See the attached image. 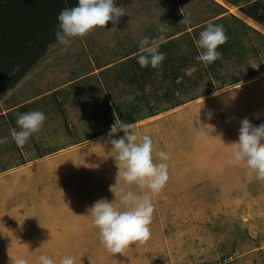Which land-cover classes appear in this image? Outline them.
Returning a JSON list of instances; mask_svg holds the SVG:
<instances>
[{
    "label": "rangeland",
    "instance_id": "1",
    "mask_svg": "<svg viewBox=\"0 0 264 264\" xmlns=\"http://www.w3.org/2000/svg\"><path fill=\"white\" fill-rule=\"evenodd\" d=\"M115 2L126 11L115 25L50 45L0 96V264L57 253L75 264H264V180L233 161L232 145L242 118L264 120V22L243 12L244 0ZM208 21L238 46L213 69L195 59ZM161 26L160 51L172 59L141 68L138 41ZM34 110L46 119L17 147L16 119ZM115 121L151 137L155 162L158 151L169 156L166 184L148 193L150 236L122 254L104 247L87 214L101 198L120 205L124 182L106 135Z\"/></svg>",
    "mask_w": 264,
    "mask_h": 264
},
{
    "label": "clouds",
    "instance_id": "2",
    "mask_svg": "<svg viewBox=\"0 0 264 264\" xmlns=\"http://www.w3.org/2000/svg\"><path fill=\"white\" fill-rule=\"evenodd\" d=\"M124 14L125 8L117 6L115 0H77L75 6L66 7L58 13L55 39L61 45H68L72 38L84 37L96 27L105 28L109 21L115 25ZM183 20L186 24L190 23L185 16ZM167 32L168 28L161 26L158 36L139 39L136 59L141 68L161 66L165 53L160 51V46L167 43ZM228 39L223 25L208 21L195 42L201 50L195 59L204 65L220 59L218 46ZM232 97H235L234 92ZM205 115L211 118L210 111ZM45 119L46 115L39 110L19 114L16 119L19 130L13 129L10 133L17 147L24 146L40 130ZM239 124L238 139L232 142L233 161L244 162L255 171L258 179L264 180V120L253 124L245 117ZM118 131H122L123 135L117 138L115 134ZM106 135L115 160L119 162L117 174L124 182L120 189V205L101 198L87 208V214L91 216L93 226L98 228L99 240L104 247L112 254H122L131 243L144 241L150 236L154 205L148 193H158L166 184L169 178L166 161L169 156L164 151H158L156 156L160 162H155L151 137L147 134L138 136L132 131L131 123L115 121ZM133 184L142 195L126 191L127 186ZM57 255L58 261L55 257L41 254L36 258L37 264H75L74 257ZM12 264H28V261L17 257Z\"/></svg>",
    "mask_w": 264,
    "mask_h": 264
},
{
    "label": "trees",
    "instance_id": "3",
    "mask_svg": "<svg viewBox=\"0 0 264 264\" xmlns=\"http://www.w3.org/2000/svg\"><path fill=\"white\" fill-rule=\"evenodd\" d=\"M244 1L247 5L243 12L263 23L264 0ZM76 3L77 0H0V96L13 88L48 47L57 42L54 36L57 15L62 9L73 7ZM234 38L232 36L227 44L220 45L217 50L221 54L231 52V45L238 47L232 42ZM162 45L167 48L166 44ZM165 57L164 63L167 57L172 59L171 54ZM213 67L211 63L206 69Z\"/></svg>",
    "mask_w": 264,
    "mask_h": 264
}]
</instances>
